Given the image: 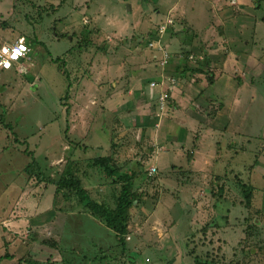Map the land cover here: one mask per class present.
<instances>
[{
  "label": "rangeland",
  "instance_id": "obj_1",
  "mask_svg": "<svg viewBox=\"0 0 264 264\" xmlns=\"http://www.w3.org/2000/svg\"><path fill=\"white\" fill-rule=\"evenodd\" d=\"M155 40L169 54L163 67ZM18 42L31 50L27 70L0 69V223L20 244L13 257L27 251V228L55 216L28 250L43 264H264V0H0V48ZM48 54L65 60L62 71ZM160 75L162 89L178 87L164 111L150 86ZM111 141L121 170L148 157L123 255L109 229L78 204L60 213L53 187L24 171L33 155L57 179L66 160L107 156ZM193 156V173L179 177ZM85 163L83 186L109 200L112 184ZM236 172L253 188L250 211ZM66 224L62 253H45Z\"/></svg>",
  "mask_w": 264,
  "mask_h": 264
},
{
  "label": "trees",
  "instance_id": "obj_2",
  "mask_svg": "<svg viewBox=\"0 0 264 264\" xmlns=\"http://www.w3.org/2000/svg\"><path fill=\"white\" fill-rule=\"evenodd\" d=\"M28 46V45H27ZM49 60L54 64H60L59 70H63L65 66V60L62 57H57L53 59L50 54H48ZM208 65V62L206 63ZM63 66V67H62ZM193 73H201L203 72L200 69H191ZM63 74L66 75L65 70ZM212 76V75H211ZM208 78V83H212V77ZM68 80L69 77L66 76ZM70 87V86H69ZM69 98V89L65 92L64 100ZM68 109V107H66ZM146 126L148 125V121L150 120V115L144 117ZM143 120V121H144ZM66 133V132H65ZM114 137L111 135V140ZM77 147L86 148V145H80V143L76 144ZM83 146V147H82ZM110 151L106 156H96L93 158L87 159H76L70 158L65 161L62 170L59 172V176L57 179H53L43 174L40 167L36 163L33 155L31 158V162L27 164L24 171L38 183H44L45 185H50L53 187L52 194V207L58 209V211H62L64 213L72 212L74 204L79 205V209L81 207L82 213L87 214L89 217L94 219L97 223L103 225L105 228L109 229L113 234L116 241V246L120 249V254L123 255L127 251L126 248V240L131 234V225H132V215L131 211L133 209L134 203L141 202L142 196L144 194L139 190H134V178L141 176L143 174L145 179L148 180V176H146L144 165L145 162L148 161L147 156H143L140 160L136 162H132L130 158H127L131 165L124 170H121V166L119 162V155H117V149L115 148L114 141L110 142ZM88 149V148H87ZM84 150V149H82ZM188 161V159H187ZM85 163L86 168L97 169L102 173L103 178L107 181L109 180L112 184L110 186L111 191L109 193V200H104L103 198L100 200L92 195V192L97 195L96 187H91L92 190L83 186L81 182L82 175L87 172L81 170L82 163ZM141 164V165H140ZM252 169H247L248 171ZM83 171V172H82ZM156 171V170H154ZM153 171V172H154ZM251 172V171H250ZM190 171L181 170L177 173V175L185 176L190 175ZM152 173L147 170V175L151 176ZM240 172H236L234 175V180L237 182L236 186L239 189L240 193L243 196V201L241 204L246 208L245 210H251V199L253 197V188L249 185V183L243 181L240 178ZM216 179L220 180V177ZM110 185V184H109ZM140 192L141 194H139ZM223 194V186H220V190L217 191V198H222ZM63 203L64 206H61ZM72 208V209H71ZM260 210H256L255 213L258 215ZM256 227V223L247 226V231L245 232V238H251L253 234V230ZM208 225H206L202 231H206ZM56 234L50 236L47 241H44L43 244L47 245L48 248L54 250H60L59 246H57L59 237ZM58 238V239H56ZM254 243V242H253ZM259 243L258 241L256 242ZM254 245H256L254 243ZM259 249V248H258ZM61 254L62 252L59 251ZM101 253H104L101 251ZM12 257L5 253L3 256H0V262L2 260H9ZM17 264H41L40 261H37L33 255H26L23 259H19ZM71 264V263H68ZM195 264H211L208 261L201 262L199 259H195Z\"/></svg>",
  "mask_w": 264,
  "mask_h": 264
},
{
  "label": "crops",
  "instance_id": "obj_3",
  "mask_svg": "<svg viewBox=\"0 0 264 264\" xmlns=\"http://www.w3.org/2000/svg\"><path fill=\"white\" fill-rule=\"evenodd\" d=\"M163 76V75H162ZM161 75L159 76L161 79L159 80V81H155L154 83H155V88L153 87V89H156V90H160V93L164 90V89H162V88H164L163 86H164V84H165V82H164V79L165 78H163ZM170 79V78H169ZM168 79V80H169ZM153 80H158L157 78L156 79H153ZM171 80H174V79H170V81ZM175 81V80H174ZM150 83H153V82H150ZM169 83V82H168ZM161 85H163V86H161ZM175 85H176V82H175ZM112 86H114V85H112ZM157 87V88H156ZM161 87V88H160ZM175 88H178V87H176L175 86ZM109 93H114V91L113 92H109ZM160 93H158V94H160ZM112 96V95H111ZM111 96H110V98H111ZM152 96V95H151ZM159 96V95H158ZM150 99H153V97L152 98H150ZM175 99H178V105H179V102H181V100L179 101V98L178 97H176ZM107 100H109V99H107ZM109 101H111V99L109 100ZM157 101H158V98H157ZM187 101V100H186ZM110 108V107H109ZM120 108H122V106L120 107ZM157 109H158V106H157ZM159 110V109H158ZM79 115H81V113L79 114ZM148 115H150V111H147V112H145L144 113V117H146V116H148ZM150 118H151V116H150ZM152 120V119H151ZM155 120V119H154ZM141 121H142V119H141ZM140 121V122H141ZM152 122V121H151ZM203 137H201L200 136V138L198 139V141H197V146L196 147H198V143H200L201 142V139H202ZM92 142H93V140H92ZM87 158H89V157H87ZM192 159H194V156H193V158H191V161L189 162V163H187L186 165H185V171H190L191 173H193V169L195 168L194 167V161L195 160H192ZM61 206H64L63 205V203L61 204ZM60 213H64V212H62V211H60ZM68 213H71V212H68ZM86 217H89L87 214L85 215ZM10 219V216L9 215H7L6 217H4V218H2L1 219V221H3L4 219L6 220V221H8L9 219ZM50 218V219H49ZM47 220H43L42 221V223L41 224H39V226L37 225V229H28L27 228V230L25 231V232H28L29 233V239H27L26 241H24L25 242V246L27 247L26 248V250L27 251H25V255L22 257V258H17V257H13L16 253H14L17 249L18 250H20L21 249V247H18V244L19 243H16V240L15 241H13L14 240V237L15 236H10V234H8L9 232H10V230L9 229H7V227H4V222L5 221H3V223L1 224L0 223V250H3V254H1L0 256H3L5 253H7L8 255H10L12 258L11 259H7V260H2L1 262H0V264H10V263H12L13 261H15V260H19V259H23L27 254H29L28 253V250H29V247H30V249L32 248V245L35 243V241H34V235H35V232H37V230H39L38 229V227H43V229L46 227H49L50 226V224H53V223H55V216L53 217V216H51V217H49ZM52 218V219H51ZM67 217H65V221H67V219H66ZM91 220H92V218L91 217H89ZM64 220V219H63ZM94 220V219H93ZM95 221V220H94ZM10 222H15V219H13V220H10ZM81 222H83V219H81ZM96 222V221H95ZM97 223V222H96ZM12 226L14 227L15 225H14V223L12 224ZM64 226H65V228H64ZM64 226H62V231H61V229L60 230H58L59 228H57V230L56 231H51V233H50V236H53V235H57V236H55V237H59V239H60V241H62V239H63V236L65 235V234H67V230L68 229H71V224H69V225H64ZM64 228V229H63ZM15 232V231H14ZM19 232H20V230H19ZM16 233V232H15ZM69 234H73V231L72 232H69ZM56 239H58V238H56ZM60 241L58 240V242L60 243ZM22 242V241H21ZM19 246H20V244H19ZM111 248H115V247H111ZM127 248V247H126ZM12 250H14V252L12 253ZM53 251V252H57L58 254H60L59 253V251L60 252H62V250H61V248H60V250H54V249H50L49 248V250H46L45 251V253H48L49 251ZM64 251V250H63ZM103 252V251H102ZM44 253V252H43ZM31 254V253H30ZM40 263L41 264H43V262H41L40 261ZM17 264V263H16ZM44 264H50V263H44ZM66 264H68V263H66Z\"/></svg>",
  "mask_w": 264,
  "mask_h": 264
},
{
  "label": "built area",
  "instance_id": "obj_4",
  "mask_svg": "<svg viewBox=\"0 0 264 264\" xmlns=\"http://www.w3.org/2000/svg\"><path fill=\"white\" fill-rule=\"evenodd\" d=\"M169 23V22H168ZM166 30V25H159L157 28L158 36H161ZM159 40H155V42H150L149 45L160 51L161 58V67L169 61V54L165 51V49L160 45ZM31 53L30 47L22 44L21 42L3 45L0 48V69L8 70L14 68L17 72L24 73L26 68V63L29 62L28 55ZM168 88L163 90L158 97V109L159 111H164L167 107V99L170 98V92L175 89V81H169ZM151 87L155 86V83H150ZM154 169H151L150 173H153Z\"/></svg>",
  "mask_w": 264,
  "mask_h": 264
},
{
  "label": "clouds",
  "instance_id": "obj_5",
  "mask_svg": "<svg viewBox=\"0 0 264 264\" xmlns=\"http://www.w3.org/2000/svg\"><path fill=\"white\" fill-rule=\"evenodd\" d=\"M167 108V107H166Z\"/></svg>",
  "mask_w": 264,
  "mask_h": 264
}]
</instances>
